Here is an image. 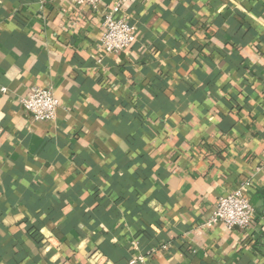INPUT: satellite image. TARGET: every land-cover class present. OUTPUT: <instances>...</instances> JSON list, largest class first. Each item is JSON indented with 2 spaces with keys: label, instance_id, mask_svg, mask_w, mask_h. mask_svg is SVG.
<instances>
[{
  "label": "crops",
  "instance_id": "0c3cea01",
  "mask_svg": "<svg viewBox=\"0 0 264 264\" xmlns=\"http://www.w3.org/2000/svg\"><path fill=\"white\" fill-rule=\"evenodd\" d=\"M112 2L0 0V264H264V0H125L106 54ZM236 189L252 227L204 226Z\"/></svg>",
  "mask_w": 264,
  "mask_h": 264
},
{
  "label": "built area",
  "instance_id": "2783aa9c",
  "mask_svg": "<svg viewBox=\"0 0 264 264\" xmlns=\"http://www.w3.org/2000/svg\"><path fill=\"white\" fill-rule=\"evenodd\" d=\"M69 2L73 5H88L98 10L103 0H54ZM125 0H113L110 9L102 13L103 32L99 40V47L103 53H118L129 47L137 36L135 24L128 22L118 14L122 12ZM100 61V60H98ZM24 110L34 121H49L55 117L59 101L49 87L32 86L29 93L21 100ZM256 212L248 198L240 189H236L218 197L204 226L211 227L222 223L225 227L241 230L250 229L255 220ZM137 242L133 244L136 248ZM152 251L137 253L130 259L131 264H152Z\"/></svg>",
  "mask_w": 264,
  "mask_h": 264
}]
</instances>
